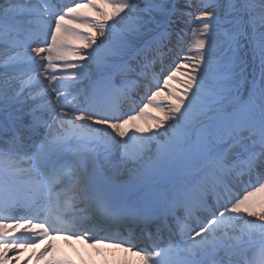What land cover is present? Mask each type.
Listing matches in <instances>:
<instances>
[{
    "label": "snow or ice",
    "instance_id": "obj_1",
    "mask_svg": "<svg viewBox=\"0 0 264 264\" xmlns=\"http://www.w3.org/2000/svg\"><path fill=\"white\" fill-rule=\"evenodd\" d=\"M58 236L264 264V0H0V264Z\"/></svg>",
    "mask_w": 264,
    "mask_h": 264
},
{
    "label": "bare ground",
    "instance_id": "obj_2",
    "mask_svg": "<svg viewBox=\"0 0 264 264\" xmlns=\"http://www.w3.org/2000/svg\"><path fill=\"white\" fill-rule=\"evenodd\" d=\"M141 95H143V94H141ZM150 112H151V110H150ZM55 244H56L57 248L59 249V251L61 253H63V255L68 260H70L72 262V264H77V262H78L77 261L78 260L77 256H80L81 259L82 258L83 259H86V255L81 256L83 254V250L80 249V248H75L73 251H71L70 249H68L67 246L65 248H63L61 246V241L58 238H56ZM41 247H43V245Z\"/></svg>",
    "mask_w": 264,
    "mask_h": 264
},
{
    "label": "rangeland",
    "instance_id": "obj_3",
    "mask_svg": "<svg viewBox=\"0 0 264 264\" xmlns=\"http://www.w3.org/2000/svg\"><path fill=\"white\" fill-rule=\"evenodd\" d=\"M198 14V13H197ZM197 22L193 21L191 24H190V27L188 29H186V31L188 32V35L186 36V39H191V29H194L195 28V25H196ZM31 255V254H29ZM23 263V261H22ZM97 264H104V263H97ZM107 264V263H106Z\"/></svg>",
    "mask_w": 264,
    "mask_h": 264
}]
</instances>
